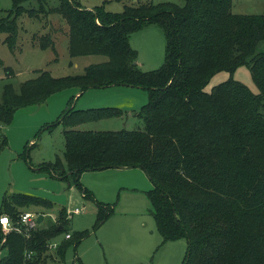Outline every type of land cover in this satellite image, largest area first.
I'll use <instances>...</instances> for the list:
<instances>
[{"label": "trees", "instance_id": "obj_1", "mask_svg": "<svg viewBox=\"0 0 264 264\" xmlns=\"http://www.w3.org/2000/svg\"><path fill=\"white\" fill-rule=\"evenodd\" d=\"M11 1L0 17V34L5 33L3 42L10 48L17 40L16 18L24 11L36 15L25 8L27 0ZM231 6L232 0L158 1L111 12L102 5L89 9L60 0L68 54H103L106 59L74 74L54 76L37 69L17 89L4 83L0 94L1 125L10 123L18 109L41 105L67 87L77 88L75 96L118 84L144 89L147 101L131 112L143 122L137 129H80L82 123L124 118L127 112L113 105L76 109L75 96H70L55 121L43 127L62 126V157L39 167L71 177L95 201L93 228L113 205L95 199L80 174L109 167L143 169L152 183L146 194L162 241L186 239L180 264H264V50L257 49L264 40V12L234 13ZM148 24L162 29L164 55L158 67L142 70L129 35ZM41 39V47H54L49 36ZM239 65L249 68L258 92L231 76L209 92L203 89L214 73L232 72ZM4 143L3 135L0 148ZM24 205L50 207L52 202L22 192L5 194L0 215L16 223ZM56 217L55 223L37 225L27 234L3 233L0 225V264H48L53 257L47 253L48 241L67 223L64 206ZM89 232L70 233L54 250L57 256Z\"/></svg>", "mask_w": 264, "mask_h": 264}, {"label": "rangeland", "instance_id": "obj_2", "mask_svg": "<svg viewBox=\"0 0 264 264\" xmlns=\"http://www.w3.org/2000/svg\"><path fill=\"white\" fill-rule=\"evenodd\" d=\"M79 7L92 8L102 5L105 10L120 12L126 5L146 2L183 0H69ZM60 0H27L25 8L31 7L36 15L24 11L16 18L17 40L10 48L3 42L5 33L0 34V94L2 86L10 82L16 89L20 83L36 74L37 69H47L54 76L80 73L91 62L106 59L103 54H86L71 57L68 54V25L57 10ZM12 7L11 0H0V17ZM41 8L43 10H41ZM36 9V11H34ZM234 13H262L264 0H232ZM42 35L49 36L54 47L40 46ZM130 45L136 49V63L142 70L158 67L164 55V34L155 24H148L129 35ZM257 49L264 50V40ZM7 67V71L6 68ZM11 70V72H9ZM236 79L251 91L258 92L249 68L239 65L234 71L220 70L214 73L203 89L209 92L214 85L228 79ZM78 93L77 88L67 87L52 93L43 104L29 105L18 109L10 123L0 125V205L5 194L22 192L46 198L50 207L24 205L22 211L44 213L39 225L56 222L57 210L65 207L66 213L75 207L81 211L67 214L65 230L52 239H64L65 231L73 233L88 229L90 232L76 246L65 248L63 257L57 256L56 248L48 249L52 259L48 264H180L186 252V239L162 241L151 213V205L146 190L151 181L145 171L138 167L127 169L104 168L82 173L79 177L95 199L111 203L112 212L96 228L97 207L95 201L84 196L72 183V178H60L39 165L44 161H54L62 157V126L43 128L55 121L68 104V99ZM106 93L105 96L100 94ZM79 98L74 97L76 109L105 105L119 106L131 110L138 103V109L147 101V92L140 87L122 84L102 88H88ZM97 98H93V97ZM78 98V99H77ZM87 105H81L84 99ZM141 100H144L141 102ZM80 129H137L143 128L141 119L130 115L127 118H105L77 126ZM43 128V129H41ZM3 233H6L2 229ZM78 257V258H77Z\"/></svg>", "mask_w": 264, "mask_h": 264}, {"label": "built area", "instance_id": "obj_3", "mask_svg": "<svg viewBox=\"0 0 264 264\" xmlns=\"http://www.w3.org/2000/svg\"><path fill=\"white\" fill-rule=\"evenodd\" d=\"M79 211H81V209L79 207H75L72 210H68L67 214L75 213ZM38 214L39 213L36 211H29V210L21 211L19 213V219L17 220L16 223H13L8 217V215L1 214L0 215V225L5 232L14 230L17 232L27 234L31 229H34L37 225H39L37 222ZM42 214L44 215V213ZM69 236H70L69 232H66L64 234V238H68ZM52 239L48 241V244H47L48 248L49 247L56 248L57 245L59 244V242L53 241Z\"/></svg>", "mask_w": 264, "mask_h": 264}, {"label": "crops", "instance_id": "obj_4", "mask_svg": "<svg viewBox=\"0 0 264 264\" xmlns=\"http://www.w3.org/2000/svg\"><path fill=\"white\" fill-rule=\"evenodd\" d=\"M138 63V62H137ZM79 94V91H78V93L76 94V95H78ZM83 94H80L79 96H77L78 98L80 97V96H82ZM106 95V93H103V94H100V96H105ZM77 98V99H78ZM93 98H97V97H93ZM142 101H144V100H141V102ZM89 102H91L90 100H88L87 98L86 99H84V101H83V103L81 104V105H83V106H85V105H87ZM139 104V102L138 103H136V104H134L133 105V107L131 108V110H126V109H124V110H126V112H127V115L126 116H124V118H127V117H129L130 115H132L131 114V112H132V110H135L134 109V107H137V105ZM87 108V107H86ZM122 118V117H121ZM112 168H117V169H127V168H132V167H112ZM139 168V167H138ZM104 169V168H103ZM101 170V169H100ZM92 171V170H91ZM84 172H87V171H83L82 173H84ZM82 173L80 174V176L82 175ZM151 186H152V183H151ZM150 186V187H151ZM149 189V188H148Z\"/></svg>", "mask_w": 264, "mask_h": 264}, {"label": "water", "instance_id": "obj_5", "mask_svg": "<svg viewBox=\"0 0 264 264\" xmlns=\"http://www.w3.org/2000/svg\"><path fill=\"white\" fill-rule=\"evenodd\" d=\"M44 219V215L42 213H39L38 216H37V222L38 223H41Z\"/></svg>", "mask_w": 264, "mask_h": 264}]
</instances>
